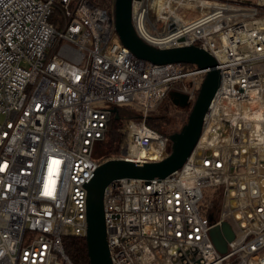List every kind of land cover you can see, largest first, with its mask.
Here are the masks:
<instances>
[{"label":"built area","instance_id":"obj_1","mask_svg":"<svg viewBox=\"0 0 264 264\" xmlns=\"http://www.w3.org/2000/svg\"><path fill=\"white\" fill-rule=\"evenodd\" d=\"M132 22L152 46L207 50L221 80L182 167L107 185L112 264H264V0H133ZM206 72L135 55L114 7L0 0V264H73L65 238L86 236L93 172L166 158L170 137L147 117L171 90L195 101ZM208 187L221 191L214 221L201 208ZM225 221L235 236L221 252L210 229Z\"/></svg>","mask_w":264,"mask_h":264},{"label":"water","instance_id":"obj_2","mask_svg":"<svg viewBox=\"0 0 264 264\" xmlns=\"http://www.w3.org/2000/svg\"><path fill=\"white\" fill-rule=\"evenodd\" d=\"M133 0H115V28L122 42L140 58L153 63L187 62L207 69L200 85L197 97L192 104L188 121L180 131L170 135L171 152L160 161L143 164L123 159L108 160L101 163L87 182V220L86 241L90 264H112L104 219V193L107 185L120 177L153 179L162 178L182 167L190 155L200 135L203 118L220 84L221 73L216 58L198 45H182L159 48L145 42L136 32L132 22ZM169 95L175 105H191L189 95L180 90H171ZM117 111V107L112 108ZM215 246L226 252L229 240L234 238V231L228 222L210 229Z\"/></svg>","mask_w":264,"mask_h":264},{"label":"trees","instance_id":"obj_3","mask_svg":"<svg viewBox=\"0 0 264 264\" xmlns=\"http://www.w3.org/2000/svg\"><path fill=\"white\" fill-rule=\"evenodd\" d=\"M95 4L103 7H108V2L114 0H92ZM115 4V2H114ZM112 8V7H108ZM187 67H192L193 63L185 62ZM199 91V90H198ZM167 99V103H163L159 106L158 110L152 111L147 117V123L167 134L169 137L171 134L180 131L183 125L188 121L190 114L189 107H181L175 105L167 94L162 100ZM138 112L136 109L132 108L131 105H119L117 106V114L119 116H131L136 115ZM171 143V140H170ZM104 149L111 148V138L103 145ZM221 206V191L220 189H215L213 197L207 202L202 203V212L211 221H214L219 216ZM65 251L72 260L73 264H90V259L88 255V246L85 236L72 235L65 238Z\"/></svg>","mask_w":264,"mask_h":264},{"label":"rangeland","instance_id":"obj_4","mask_svg":"<svg viewBox=\"0 0 264 264\" xmlns=\"http://www.w3.org/2000/svg\"><path fill=\"white\" fill-rule=\"evenodd\" d=\"M211 1H215V0H211ZM249 1H256V0H249ZM114 2H115V0L114 1H111L110 3L108 2V7H114ZM200 12V10L198 9V8H193L192 6H190V8H189V10H188V14H187V16L188 17H194V16H196L198 13ZM60 17H61V15L59 14V13H57V12H55L54 13V16H53V18H54V20L56 21V22H58V20L60 19ZM194 66V65H193ZM192 66V67H193ZM195 66H197L196 64H195ZM196 78H198L199 80H200V83L202 82V80L204 79H202V77L201 76H197ZM192 79H193V77H185L184 78V80H183V82L186 84V85H191V81H192ZM193 102L194 101H192L191 102V105L190 106H188L189 108L188 109H192V104H193ZM163 103H167V99L165 98L164 100H162L152 111H154L155 112V110H158V108H159V106L161 105V104H163ZM98 105H104L103 104V102H98L97 103ZM122 106V105H121ZM132 107V106H131ZM132 108H134V107H132ZM137 110V109H136ZM151 111V112H152ZM150 112V113H151ZM4 119V116L2 115V114H0V120H3ZM98 148H99V145H98ZM100 149V148H99ZM99 152V151H98ZM214 190H215V188H210V187H208V188H205L204 189V195H205V197H204V199H203V203L205 204V203H207L212 197H213V193H214ZM261 252H264V250H262Z\"/></svg>","mask_w":264,"mask_h":264},{"label":"bare ground","instance_id":"obj_5","mask_svg":"<svg viewBox=\"0 0 264 264\" xmlns=\"http://www.w3.org/2000/svg\"><path fill=\"white\" fill-rule=\"evenodd\" d=\"M190 5L193 6V7H197V6L199 7L200 6V4H198V3H196V4L195 3H192Z\"/></svg>","mask_w":264,"mask_h":264}]
</instances>
